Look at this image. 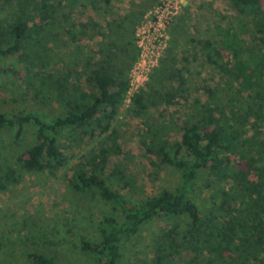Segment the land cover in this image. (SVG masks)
Instances as JSON below:
<instances>
[{
    "label": "rangeland",
    "instance_id": "obj_1",
    "mask_svg": "<svg viewBox=\"0 0 264 264\" xmlns=\"http://www.w3.org/2000/svg\"><path fill=\"white\" fill-rule=\"evenodd\" d=\"M19 1L29 15L31 35L19 52L0 56V69L6 70L0 71L1 113L33 111L49 120L68 110L62 96L71 93L84 78L105 76L127 85L124 97L103 111L109 117L105 131L96 127L98 132L90 138L81 136V143L76 136L70 137L73 131L61 132L58 143L65 164L59 169L25 170L16 160L32 144L30 125L16 139L13 128L0 129V154L17 178L0 190V264H30L27 254L31 251L52 257L55 264H93L94 256L78 249V240L97 241L101 217L119 213L96 193L72 190V169L79 165L91 172L100 171L106 183L130 205L156 194L161 186L172 189L180 184L176 169L145 151L142 140L146 139V127L137 102H148L159 120L162 113L170 115L176 109L179 99L174 82L184 71L194 80L189 88L204 79L209 81L213 72L207 70L200 55L205 41L211 42L222 62L231 68L227 50L216 44L221 38L216 35V27L224 29L231 22L235 25V11L227 0H185L167 27L165 45L153 51L145 67L139 66L142 71L137 75L131 71L139 56L134 35L143 14L149 16L158 0H46L42 5L33 0ZM15 2L0 0L1 20L19 11ZM261 3L264 5V0ZM140 11L143 14L132 28L123 17L134 18ZM66 29L72 34L66 35ZM2 38L0 46L6 47L9 40ZM47 70L49 77L45 75ZM42 78L51 83L49 89L40 85ZM59 90L62 96L56 95ZM109 132L115 134V148L119 147L113 156L105 149ZM81 154L86 157L82 161ZM233 165L246 169L242 160ZM205 174L199 172L190 187L192 200L208 214L214 211V200L220 194L214 195ZM184 222L175 216L147 220L135 234L122 240L116 264H187L189 258L179 247L158 250L156 246L169 240V236L164 237L169 227L182 230ZM166 251L173 253L166 256Z\"/></svg>",
    "mask_w": 264,
    "mask_h": 264
},
{
    "label": "trees",
    "instance_id": "obj_2",
    "mask_svg": "<svg viewBox=\"0 0 264 264\" xmlns=\"http://www.w3.org/2000/svg\"><path fill=\"white\" fill-rule=\"evenodd\" d=\"M44 1L33 0L38 5ZM227 1L235 11V25L231 22L224 29L216 27V35L221 36L216 44L227 50V61L232 67L222 62L211 42L205 41L200 55L207 70L213 72L209 81L204 79L189 88L194 80L184 71L174 82L179 99L176 109L170 115L162 113L159 120L148 102H137L146 127V139L142 140L145 151L152 153L158 162L176 169L181 183L172 189L161 186L156 194L130 205L106 183L100 171L91 172L79 165L72 169L69 184L72 190L96 193L119 213L101 217L97 241L83 237L78 240L77 248L94 256L93 264H116L122 240L135 234L147 220L160 216L185 220L182 230L169 227L164 235L169 240L157 242L156 246L158 250L179 247L189 258L187 264L264 261V5L261 0ZM13 4L19 11L0 19V41L2 36L9 40L6 47L0 46V56L19 52L31 35L24 4L19 0ZM142 14L140 11L136 20L130 16L123 18L133 28ZM64 33L72 34L70 29ZM45 75L49 77L50 71ZM49 84L47 79L40 80L45 89H49ZM76 84L79 85L69 94L62 96L60 90L57 92L68 110L49 120L33 111L0 112V129L13 128L14 139L26 125L32 128V144L16 157L25 170L61 168L65 164L58 143L61 132L73 131L70 137L76 136L81 143V136L90 138L94 131L98 132L96 127L105 131L109 117L103 111L124 97L127 85L105 76L84 78ZM105 138L107 153L115 155L119 150L118 146L115 148V134L109 132ZM4 157L0 154V190L17 180L15 170ZM85 158L84 154L79 157L81 161ZM241 160L245 170L233 165ZM199 172H205L211 180L214 195L220 194L214 200V211L208 214L202 213L191 198L190 184ZM173 251L164 254L171 255ZM27 258L30 264H55L52 257L35 251L29 252Z\"/></svg>",
    "mask_w": 264,
    "mask_h": 264
},
{
    "label": "built area",
    "instance_id": "obj_3",
    "mask_svg": "<svg viewBox=\"0 0 264 264\" xmlns=\"http://www.w3.org/2000/svg\"><path fill=\"white\" fill-rule=\"evenodd\" d=\"M185 0H158L149 16L143 14L139 27L134 35V42L138 51V59L132 70L141 75L139 69L145 67V60L150 61V56L156 48H162L166 41V30L174 16L178 14ZM149 22V24H147ZM148 52V53H147ZM138 70H140L138 72Z\"/></svg>",
    "mask_w": 264,
    "mask_h": 264
},
{
    "label": "crops",
    "instance_id": "obj_4",
    "mask_svg": "<svg viewBox=\"0 0 264 264\" xmlns=\"http://www.w3.org/2000/svg\"><path fill=\"white\" fill-rule=\"evenodd\" d=\"M138 14H139V12L135 15V17L134 18H132V20H136V18L138 17ZM126 16H129V15H126ZM131 17V16H130ZM124 19V18H123ZM125 22H126V20H125Z\"/></svg>",
    "mask_w": 264,
    "mask_h": 264
}]
</instances>
